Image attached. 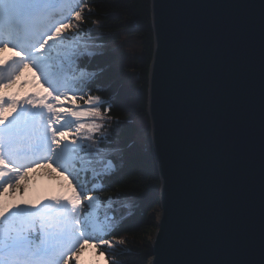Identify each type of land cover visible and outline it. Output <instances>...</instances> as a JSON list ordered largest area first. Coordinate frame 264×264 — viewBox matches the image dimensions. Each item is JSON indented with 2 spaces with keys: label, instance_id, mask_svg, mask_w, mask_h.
Here are the masks:
<instances>
[{
  "label": "snow or ice",
  "instance_id": "obj_1",
  "mask_svg": "<svg viewBox=\"0 0 264 264\" xmlns=\"http://www.w3.org/2000/svg\"><path fill=\"white\" fill-rule=\"evenodd\" d=\"M85 8L82 0L75 7L70 0H0V51L15 54L10 62L0 60V87H8L25 68L47 85L44 94L22 102L0 96V191L18 187L31 167L48 164L62 170L71 187L70 194L46 201L0 207V264H69L90 241L109 249L124 243L106 239L119 229L115 218L101 220L95 214L104 199L121 195L113 189V177L122 149L113 141L125 121L109 116L114 95L92 94L112 87L104 82L107 68L86 63L105 53L97 50L103 45L85 40L94 31L84 27ZM257 23L258 177L252 163L254 140L241 137L243 123H254L249 40ZM183 34L187 65L179 69L176 83L177 126L182 158L192 166L193 198L178 244L227 257L202 264H264V3L258 18L238 12L227 22L195 29L183 25ZM163 40L158 31L153 81ZM201 40L204 46H195ZM5 104L16 113L11 119L3 114ZM152 140L158 148L155 119ZM257 179L258 237L251 226ZM168 188L165 177L162 193ZM110 190L111 195H100ZM161 204L152 264H167L158 251L167 215L163 199Z\"/></svg>",
  "mask_w": 264,
  "mask_h": 264
},
{
  "label": "trees",
  "instance_id": "obj_2",
  "mask_svg": "<svg viewBox=\"0 0 264 264\" xmlns=\"http://www.w3.org/2000/svg\"><path fill=\"white\" fill-rule=\"evenodd\" d=\"M78 2H71V6L75 7ZM82 3L86 5L84 27L94 29L85 40L103 45L97 50L105 53L86 63L107 68L104 82L112 87L110 92L93 91L92 94L103 98L114 95L109 116L112 120L125 121L120 126L121 135L113 141L123 152L116 158L115 162H120L119 172L113 177V189L121 195L112 201L104 199L95 214L118 218L115 222L118 231L106 239L123 240L126 244H118L114 249L96 248L106 253L108 264L120 261L149 264L151 238L157 228V218L152 213L160 207L161 187L151 147L148 112L149 71L154 52L151 0H82ZM140 121L146 122L144 144L138 140ZM111 194L112 190L100 195Z\"/></svg>",
  "mask_w": 264,
  "mask_h": 264
},
{
  "label": "water",
  "instance_id": "obj_3",
  "mask_svg": "<svg viewBox=\"0 0 264 264\" xmlns=\"http://www.w3.org/2000/svg\"><path fill=\"white\" fill-rule=\"evenodd\" d=\"M264 0H151L152 26L154 32V52L149 71L148 112L151 123V147L161 179V187L166 177L169 182L167 193L159 189L160 210L157 217V228L153 234L149 249L150 262L154 259L153 248L161 226V200L167 204V215L158 251L162 253L167 264H202L208 261H221L227 257L220 251L209 252L180 248L178 237L191 212L193 198L192 166L185 163L181 155L177 126L176 83L179 69L187 65L184 52L183 25L195 29L206 23L227 22L238 12L258 18L259 8ZM247 4L249 7L239 9L235 5ZM155 17V20H154ZM158 31L164 35V50L161 53L153 81V60L157 52ZM195 46L203 47L204 42L197 41ZM250 56L255 68L253 79L256 99L255 114L251 117L254 123H243L241 137L254 140L252 163L258 177L259 164V122H258V57L259 33L258 23L249 40ZM193 66H188L192 72ZM154 90V91H153ZM155 119L158 131V148L152 140V123ZM253 219L251 226L259 232V197L258 179L255 188Z\"/></svg>",
  "mask_w": 264,
  "mask_h": 264
},
{
  "label": "rangeland",
  "instance_id": "obj_4",
  "mask_svg": "<svg viewBox=\"0 0 264 264\" xmlns=\"http://www.w3.org/2000/svg\"><path fill=\"white\" fill-rule=\"evenodd\" d=\"M73 1L75 0H70V2ZM4 51H0V54ZM38 85H41L44 88L47 87V85H42V82L37 80L36 75L30 68H25L18 75V78L14 77L13 82L8 87H0V96H3L5 99L14 97L18 101L22 102L24 99L30 96L29 92L31 89L36 88ZM77 103L83 104L80 100H77ZM5 108L7 111L3 114L7 115L9 119H11L16 113L12 110V106L10 104H5ZM18 110L19 109L17 108L16 111ZM140 124L142 125L140 127L138 140L141 144H144L147 133L145 129L146 122L140 121L139 125ZM120 154L122 155L123 152ZM116 163L118 164L120 162ZM61 173L62 170L58 169L52 164H48L47 167H42L40 165L31 167L27 177L20 179L17 182L18 187L8 188L4 191H0V207H12L13 205L20 204L25 201L35 204L44 196L53 194H70L71 187L64 178V175ZM159 210V207L153 210L152 214L154 217H158ZM96 215L101 220L106 217L101 213ZM109 218H111V216ZM117 221L118 218H115V222ZM77 255L78 259L74 258V264H108L109 262V259L105 256L106 253L103 251H98L96 245L92 244L91 241L85 245Z\"/></svg>",
  "mask_w": 264,
  "mask_h": 264
},
{
  "label": "bare ground",
  "instance_id": "obj_5",
  "mask_svg": "<svg viewBox=\"0 0 264 264\" xmlns=\"http://www.w3.org/2000/svg\"><path fill=\"white\" fill-rule=\"evenodd\" d=\"M8 53L11 54L14 57V53L11 50H8ZM7 53V54H8ZM8 54V55H9ZM36 93H40V94H44V89L41 85L37 86L36 89L32 90V94H36ZM54 195V194H53ZM53 195H48V196H44L42 197L39 201H46L49 197L53 196Z\"/></svg>",
  "mask_w": 264,
  "mask_h": 264
}]
</instances>
